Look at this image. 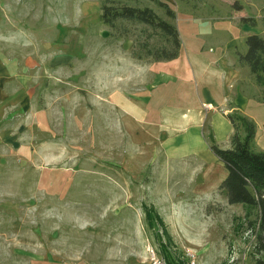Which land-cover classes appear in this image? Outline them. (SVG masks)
Wrapping results in <instances>:
<instances>
[{"label":"rangeland","instance_id":"obj_1","mask_svg":"<svg viewBox=\"0 0 264 264\" xmlns=\"http://www.w3.org/2000/svg\"><path fill=\"white\" fill-rule=\"evenodd\" d=\"M240 1L247 5V0ZM250 1L257 6L264 3ZM136 4L173 21L150 0ZM47 6H56L55 17L61 20L58 35L54 33L50 42L51 32L46 37L36 22L40 15L48 18ZM101 6L102 0H0V28L12 19V7L29 28L37 29L31 30V37L41 45L44 61L65 66L59 74L45 76L59 87L53 93L58 97L54 107L61 114L62 131L57 134L68 144L58 154L60 164L47 169L38 168L35 158L26 159L19 150L9 149V144H0V264H257L264 260V252L257 253L243 205L229 204L225 191L202 194L194 201L187 200L188 193L179 195L184 177L181 183L173 180L185 167L177 169L163 157L156 159L149 148L133 150L128 135L116 131V122L106 117L115 114L103 100L105 54L115 49L127 52L131 46L134 58L142 55L139 61L148 62L153 60L145 57L146 50L171 48L162 33L145 25L118 21L105 31ZM248 11L255 14V9ZM174 21L186 42L192 28L198 31L192 20L187 24L186 13ZM103 30L109 34L104 39ZM259 30L264 31L262 23ZM66 67H74L76 75L69 104L59 99L66 96L64 82L73 74ZM85 98L91 103V129L85 130L77 114L78 128L72 132L65 113L79 112ZM251 108L257 133L261 130L258 142L264 147V107ZM223 171L214 167L213 181Z\"/></svg>","mask_w":264,"mask_h":264},{"label":"crops","instance_id":"obj_2","mask_svg":"<svg viewBox=\"0 0 264 264\" xmlns=\"http://www.w3.org/2000/svg\"><path fill=\"white\" fill-rule=\"evenodd\" d=\"M161 2L169 5L177 21L180 13H186L187 24L192 20L198 31L192 28L193 33L186 42L181 28L174 20L170 21L177 26L182 40L180 55L172 61H139L131 55V46L127 52L115 49L106 53L103 100L106 106L109 103L114 108L115 115L106 114V117L116 122V131L128 135L131 142L128 146L142 152L149 148L147 152L154 150L156 159L163 157L177 169L185 167L173 183H181L184 177L185 186L177 192L179 195L188 193L187 200L194 201L202 194L223 191L221 185L228 171L211 145L217 144L225 150L232 148L235 129L229 116L240 114L256 124L251 107L254 105L257 111L264 107L263 87L257 84L249 66L240 61V56L247 52V38L264 35V31L259 30L260 24L264 25V3L257 6L250 0L247 5L240 0ZM54 7L47 6L48 18L40 15L36 19L37 29L46 37L51 32L49 42L61 25ZM11 9L12 19L0 28V144H9V149L19 150L26 159L35 158L38 168L56 167L60 164L59 152L68 144L60 141L61 135L57 134V130L62 131L61 114L54 107L58 97L53 93L58 92L59 87L54 86L45 73L47 76L59 74L65 66L54 65L51 59L44 61L41 45L31 37V30L37 29L29 28ZM248 9H255V14L250 15ZM245 19L254 20V24ZM104 29L106 31V25ZM103 35V39L109 36L104 30ZM66 68L68 74H73L64 82L68 85L66 96L59 95V99L64 98L69 104L75 95L76 75L74 67ZM84 100L79 112L65 113L66 120L71 119L72 125L68 127L72 132L78 128L77 114L82 117L85 130L91 129V103L89 99ZM209 105L212 107L206 109ZM260 136L261 130L256 133L255 147L264 152L258 142ZM67 141L71 143L70 138ZM214 167L224 168V171L213 181L210 171Z\"/></svg>","mask_w":264,"mask_h":264},{"label":"trees","instance_id":"obj_3","mask_svg":"<svg viewBox=\"0 0 264 264\" xmlns=\"http://www.w3.org/2000/svg\"><path fill=\"white\" fill-rule=\"evenodd\" d=\"M150 1L165 10L170 20L176 19L174 11L168 4L160 0ZM136 2L139 0H102L101 17L104 25L114 28L118 21H128L150 27L163 34L171 49L146 50L145 57L152 58L156 62L177 59L182 49L181 35L177 26L158 15L153 9L142 8ZM245 21L254 24L252 19ZM246 45L247 52L240 56V61L249 66L257 84L264 86V36L251 35L247 38ZM134 56L138 60H143L142 55ZM229 118L235 129L231 140L232 148L225 150L217 144H212L211 150L228 171L221 190L226 192L229 204L244 206L250 231L256 237L257 253H262L264 252V152L256 150L257 128L253 120L240 114ZM257 264H264V260H258Z\"/></svg>","mask_w":264,"mask_h":264},{"label":"built area","instance_id":"obj_4","mask_svg":"<svg viewBox=\"0 0 264 264\" xmlns=\"http://www.w3.org/2000/svg\"><path fill=\"white\" fill-rule=\"evenodd\" d=\"M211 107H212L211 105L207 106L208 109H210Z\"/></svg>","mask_w":264,"mask_h":264}]
</instances>
